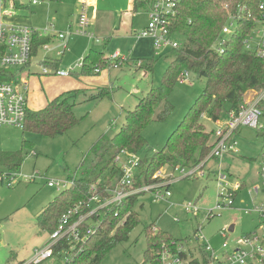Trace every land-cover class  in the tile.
<instances>
[{
  "label": "rangeland",
  "instance_id": "374dc122",
  "mask_svg": "<svg viewBox=\"0 0 264 264\" xmlns=\"http://www.w3.org/2000/svg\"><path fill=\"white\" fill-rule=\"evenodd\" d=\"M77 2V0H76ZM75 0H40V4L28 9L16 10L17 15L26 18L39 32L51 24L57 32H65L67 26L76 28L78 6ZM102 7L116 18L114 36L106 41L103 49L105 57H111L118 51V62L100 70L98 75L70 74L74 78L73 90L68 94L69 102L73 104V113L79 120L65 133L55 137H43L39 134L23 131L22 127L0 125V150L16 152L21 150L23 160L16 170H4L13 180L0 182V264H19L31 257L33 250L42 246L48 240V232L41 230L36 217L60 192L54 187H48L50 179H79L85 175L97 154L105 149L110 138L118 131L124 120L126 110L133 109L138 99L151 87H157L168 64L173 58V52L162 48L157 53L153 50L152 40L148 37L138 38L136 33L143 30L148 23V13L140 10L129 12L130 0H99ZM43 7V8H41ZM38 8V9H37ZM118 12L119 15H115ZM94 17L90 19L93 21ZM94 37L72 35L66 45V52L61 59V69L77 63L91 47L102 49L104 39L97 37L95 31H90ZM172 39L182 42L183 38L172 34ZM58 43V42H56ZM89 47V48H88ZM85 51L81 54V52ZM54 54V53H53ZM24 67L22 74H17L15 80L24 78L27 82L26 93L28 107L42 108L46 101L56 94L72 91L64 88L65 79L51 74H43L35 61ZM152 59V70L137 68L141 59ZM18 68L10 71L18 73ZM77 73L80 70H76ZM83 76V77H82ZM85 77H93L83 81ZM206 83L205 78L189 72L187 79L177 80L167 98L173 106L172 111L164 120H153L143 130L145 146L138 151L139 157H150L163 148L168 135L175 129L187 109L201 93ZM18 85V84H17ZM68 87L67 85H65ZM107 88V95L101 99H89L98 89ZM247 92L244 99L249 96ZM224 109H228L226 104ZM226 118L223 111L219 121ZM202 122L208 131L216 128V122L202 116ZM259 126L264 127V116L259 119ZM257 128L238 127L233 137L236 141L235 152L222 156L220 164L217 160L205 162L204 174L198 177L178 178L169 183L167 190L170 196L167 200L153 199L150 193H142L137 198L134 210L139 214L140 222L128 234L127 239L116 244L99 264H149L144 261L143 252L146 249V227H155L167 232L173 238L182 240L186 246L198 248L203 240L197 242L194 233L200 226L202 234L210 246L221 253V244L226 241L228 249L242 246L241 237L255 232L260 227L256 213H245L253 204L259 202L262 196L261 173L264 168L262 155V140L257 135ZM22 141L26 144L22 146ZM110 167L106 168L98 181L110 177ZM169 171V168L166 169ZM226 174L230 182L238 180L243 183L237 192L230 208L215 210L217 199V173ZM176 173V176H179ZM215 175V176H214ZM35 176L33 182L28 181ZM258 187V193L248 190ZM165 188L162 189L164 192ZM191 202L200 211L196 216L188 213L184 205ZM211 211L212 217L203 220V213ZM177 218L179 221H175ZM232 232L226 238L219 231L228 229ZM153 252V250H152ZM40 264H64L62 258H52ZM87 264V263H84Z\"/></svg>",
  "mask_w": 264,
  "mask_h": 264
},
{
  "label": "trees",
  "instance_id": "16d2710c",
  "mask_svg": "<svg viewBox=\"0 0 264 264\" xmlns=\"http://www.w3.org/2000/svg\"><path fill=\"white\" fill-rule=\"evenodd\" d=\"M153 1L132 0L130 11L137 13L146 9ZM259 2L260 0H178L173 13L168 17V23L170 32L181 36L183 41L179 42L177 48H168L173 52V58L160 84L151 87L140 97L133 109L125 111L122 125L110 138L105 149L93 159L85 175L77 179L73 186L60 191L37 215L36 221L41 230L52 232L67 209L86 198L91 185L97 187L101 197L111 195L110 190L116 187L120 176L119 168L114 162L115 157L122 150L138 153L145 146L142 136L144 128L151 121H162L170 114L173 106L167 98L175 82L185 72L191 71L205 78L204 88L168 135L163 148L150 157H141L130 187L139 188L155 182L153 174L165 165H195L206 158L213 146V134L202 122V116L216 122L223 111L226 116L237 113L247 92L260 91L264 87V60L246 51L241 44L259 19ZM232 20L234 26L223 45L224 51L218 53L215 47L223 35L222 27ZM45 42L43 37H33L32 57L36 56ZM82 59L80 75H98L105 67L121 66L118 58L105 57L103 51L96 49H89ZM152 63V59H141L137 68L151 71ZM8 72L0 69V80H11L12 74ZM78 91L75 89L63 92L39 109L26 106L23 131L43 137L65 133L79 120L73 113V104L68 97L69 93ZM107 91V88L98 89L89 99H101L108 94ZM226 104L228 109H224ZM258 106L264 111V103H259ZM257 130V135L262 140L264 156V127H258ZM25 144L26 141H22V146ZM22 160L21 150H0L1 169L16 170ZM110 166V177L99 182V177ZM140 194L128 196L120 204H111L108 209L101 211L100 224L86 239L75 244L72 259L64 264H99L116 244L127 239L131 230L140 222L139 214L134 210ZM75 218L76 216L73 217ZM145 234L146 249L143 256L144 261L149 264H159L158 251L163 248L174 249L175 243L182 242L167 232H152L149 226L146 227ZM62 248L69 250L66 241L53 248V258L61 259L59 251Z\"/></svg>",
  "mask_w": 264,
  "mask_h": 264
},
{
  "label": "built area",
  "instance_id": "2783aa9c",
  "mask_svg": "<svg viewBox=\"0 0 264 264\" xmlns=\"http://www.w3.org/2000/svg\"><path fill=\"white\" fill-rule=\"evenodd\" d=\"M39 2L40 0H0V69L8 70L12 74L11 80H0V125L23 127L25 108L27 106L25 87L21 88L14 82L10 68L21 69L31 62L32 43L35 35L41 37L54 34L60 43V49L56 50L58 56L63 54L67 41L72 35L94 37L88 31L91 5L88 0H77L79 12L76 28L72 30L69 25L65 32H57L54 24L49 25L44 32H39L30 25L5 22L2 19L4 16L14 15V10H17L20 5L28 4L32 6ZM177 3L178 0H154L147 10L148 23L146 27L136 33L137 37L151 38L155 53L162 48H177L180 45L179 42L172 39L168 23V17L173 13ZM258 11L259 19L250 32L242 39L241 44L246 51L264 60V0H260L258 3ZM233 26L234 20L222 27L223 35L217 41L216 52L222 53L224 51L223 45L227 36L232 32ZM40 48L47 52L52 49L48 43H43ZM118 55V51H115L110 58H118ZM82 66L83 59H80L77 63L65 69L55 68L51 70L45 64H41L40 68L43 74L65 77L77 69H81ZM187 76L188 72H185L179 79H187ZM259 103H264V87L260 91L254 90L250 92L237 113H229L222 121L216 120L217 126L212 131L213 146L204 160L189 166H183L178 163L165 165L153 174L152 178L155 182L151 184L139 188L130 187L132 185V177L141 157L138 156V153L122 150L114 159L115 164L119 168L120 176L116 187L110 190L111 195L103 198L97 187L91 185L86 198L77 201L59 218L54 230L48 234V240L42 246L35 248L29 259L21 261L19 264H40L52 259L53 248L65 241L69 250L62 248L59 254L64 263L72 259L75 244L86 239L95 230V227L100 224L101 211L108 209L111 204H120L128 196L147 192L152 195L153 199L167 200L170 196L167 185L173 180L202 176L204 172L201 166L209 159L217 160L220 164L224 154L236 151V141L233 134L238 127H261L259 126V119L264 116V111L258 106ZM167 168H169V171H166ZM176 173L180 175L176 176ZM260 177L262 200L253 204L249 210H244L245 213L254 212L257 214L260 227L257 231L241 237V247L228 249L229 246L224 241L221 244V253H216L208 241L205 240L202 234V227L199 226L193 235L197 242H200V240L204 241L202 245L198 244L196 249L186 246L182 241L175 243L174 249L163 248L158 251L159 264H264V168ZM5 180H13V176H9L8 173L0 170V182ZM34 180L35 176L28 178L30 182ZM76 180L74 177L50 179L47 181V186L62 191L73 186ZM215 180L218 188L214 209L230 208L234 203L237 192L242 189V183L238 180L230 182L226 174L221 172L216 174ZM163 188H165L164 192H162ZM258 189V187H255L248 190V192L254 191V193H257ZM184 209L193 216L200 212L191 202L185 203ZM75 216L76 218L73 219ZM211 217V211L203 213V220ZM174 220L179 221L177 218ZM151 231L156 232L157 229L152 227ZM230 232L232 231L229 228H224L218 233L221 237L226 238Z\"/></svg>",
  "mask_w": 264,
  "mask_h": 264
},
{
  "label": "crops",
  "instance_id": "0c3cea01",
  "mask_svg": "<svg viewBox=\"0 0 264 264\" xmlns=\"http://www.w3.org/2000/svg\"><path fill=\"white\" fill-rule=\"evenodd\" d=\"M75 2H76V0H75ZM88 2L91 4L90 5V9H89V15H90V19L92 18V17H94V19H93V21H91V22H89V25H88V31L90 32V31H95V33H97V37H99V38H102V39H104L105 41H104V43H103V48L102 49H96V50H101V51H103V49L106 47V41L108 40V39H110L111 37H113L114 36V31H115V27L116 26H114L115 25V22H116V18H115V16H113V15H111V14H109L108 12H107V10L106 9H98L97 8V4L99 5V6H101L102 7V3H100L99 2V0H88ZM131 2H132V0H130V8H129V12L131 13V14H134V13H132L131 11H130V9H131ZM77 3V6H78V12H79V4H78V2H76ZM38 4H40V3H38ZM38 4H35L34 6H36V5H38ZM27 5V7L25 8H20L21 6H19V8L17 9V11L18 10H23V9H28V8H30L29 6H28V4H26ZM33 6V5H32ZM149 7H150V5L146 8V9H143L144 11L146 10H148L149 9ZM41 8H43V7H41ZM38 9V8H37ZM15 12H13L14 13V15H12V16H4L2 19H3V21H5V22H10V23H19V24H27V25H30V26H32L31 25V23H30V21L29 20H27L26 18H21L20 17V15H17V11L16 10H14ZM115 15H119V13L118 12H115ZM77 16H78V13H77ZM77 16H76V19H77ZM90 21V20H89ZM70 25V24H69ZM33 27V26H32ZM68 27V26H67ZM91 34H93L92 32H90ZM80 36H83V35H80ZM93 36H94V34H93ZM41 37H43V38H45L46 39V42L45 43H48L49 45H50V47L52 48L50 51H43V49L42 48H39L38 49V52H37V54H36V56L37 55H39V58H38V60H36L35 61V64L37 63L39 66L41 65V64H45L46 66H48L49 67V69H51V70H53V69H55V68H62L61 66H63L61 63V59L63 58V56H64V54H65V52H66V49L64 50V52H63V54L62 55H60V56H58L57 54H56V50H58V49H60V47H59V40L55 37V35L54 34H49V35H46V36H41ZM84 37V36H83ZM86 37V36H85ZM87 38V37H86ZM138 38H140V37H138ZM149 38V37H148ZM151 39V38H150ZM56 42H58V43H56ZM89 48V47H88ZM89 49H95V48H89ZM88 49V50H89ZM88 50L86 51V53L88 52ZM85 51V49L81 52V54L83 53ZM54 53V54H53ZM86 53L84 54V56L86 55ZM103 53H104V51H103ZM36 56H34V57H36ZM105 56V55H104ZM34 57H32V60H31V62H30V64L28 65V66H30L31 64H32V62H33V60H34ZM83 58V57H82ZM45 59V60H44ZM44 61H45V63H44ZM28 66H25V68L26 67H28ZM23 69L24 68H21V69H19L17 72L18 73H16V72H12L13 73V79H14V82H16V84H18V86L19 87H25V92L27 93L28 92V90H27V82H26V80H24V78H20L18 81H16L15 80V77H16V75L17 74H22L23 73ZM78 70V69H77ZM80 70V69H79ZM79 74V73H77V71H75L74 72V74ZM57 76V75H56ZM58 77H61V76H58ZM67 77H69V76H65V77H61V78H63V79H65L64 80V82L62 83V85H63V87L64 88H68V89H71V90H73L72 88H75V87H72L73 86V84H74V78H68V79H66ZM83 77V76H82ZM93 77H85V78H82V79H84L83 81H88V80H90V79H92ZM65 85H67L68 87H66ZM75 90V89H74ZM63 93V92H62ZM59 94H61V92L60 93H58V94H56L55 96H57V95H59ZM26 101H27V106H28V100H27V96H26ZM47 102V101H46ZM213 131V130H212ZM212 140H214V138L212 137ZM210 160H213V159H209L207 162H209ZM0 170H2V171H4V169H1L0 168ZM243 184V183H242ZM251 190V189H250ZM259 190V189H258ZM257 193H258V191H257ZM261 200H262V196H261ZM260 200V201H261ZM259 201V202H260ZM258 203V202H257ZM256 204V203H255ZM231 227V231L233 230L232 229V227H233V225H231L230 226ZM49 234V233H48Z\"/></svg>",
  "mask_w": 264,
  "mask_h": 264
},
{
  "label": "water",
  "instance_id": "95a60500",
  "mask_svg": "<svg viewBox=\"0 0 264 264\" xmlns=\"http://www.w3.org/2000/svg\"><path fill=\"white\" fill-rule=\"evenodd\" d=\"M229 230H231V227H229Z\"/></svg>",
  "mask_w": 264,
  "mask_h": 264
}]
</instances>
